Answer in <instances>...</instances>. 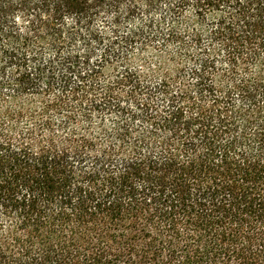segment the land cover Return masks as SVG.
Instances as JSON below:
<instances>
[{"label": "trees", "instance_id": "obj_1", "mask_svg": "<svg viewBox=\"0 0 264 264\" xmlns=\"http://www.w3.org/2000/svg\"><path fill=\"white\" fill-rule=\"evenodd\" d=\"M0 264H264V0H0Z\"/></svg>", "mask_w": 264, "mask_h": 264}]
</instances>
